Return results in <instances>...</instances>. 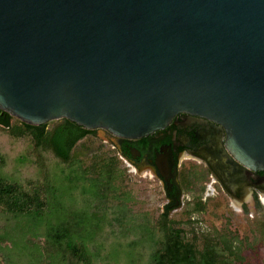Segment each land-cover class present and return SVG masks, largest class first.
Returning a JSON list of instances; mask_svg holds the SVG:
<instances>
[{"label":"water","instance_id":"water-1","mask_svg":"<svg viewBox=\"0 0 264 264\" xmlns=\"http://www.w3.org/2000/svg\"><path fill=\"white\" fill-rule=\"evenodd\" d=\"M4 112L125 138L201 115L264 170V0H0Z\"/></svg>","mask_w":264,"mask_h":264},{"label":"trees","instance_id":"trees-1","mask_svg":"<svg viewBox=\"0 0 264 264\" xmlns=\"http://www.w3.org/2000/svg\"><path fill=\"white\" fill-rule=\"evenodd\" d=\"M0 126L14 139H29L35 150L52 153L58 163L42 179L19 180L3 172L0 155V253L6 264H134L141 254L137 247L151 242L155 248L146 264H229L238 256L225 238L208 237L199 248L174 226L168 206L152 226L146 215L109 204L124 174L118 157L99 156L89 166L76 151L95 129L67 118L32 125L7 112ZM130 222L127 231L139 237L126 244L124 224Z\"/></svg>","mask_w":264,"mask_h":264},{"label":"rangeland","instance_id":"rangeland-1","mask_svg":"<svg viewBox=\"0 0 264 264\" xmlns=\"http://www.w3.org/2000/svg\"><path fill=\"white\" fill-rule=\"evenodd\" d=\"M76 151L78 158L89 166L100 159L99 156L118 157L124 174L117 180V198L113 197L109 204H124L134 214L146 215L153 221L151 225H155L167 204L165 189L159 179L132 171L117 151L97 136L85 137L78 143ZM0 155L5 158L3 172L19 180L28 177L42 179L46 168L53 170L58 164L52 153L35 150L29 139H14L1 126ZM186 166L188 168L190 164ZM211 182L212 178L207 175L185 185L186 204L173 210L169 216L174 220V226L184 229L187 239H196L199 248L208 237L217 241L223 238L233 241L238 256L231 257L229 264H264V203L255 200L240 206L221 187L217 184L212 186ZM196 201L204 202V207L198 209ZM130 224L132 222L124 224L126 234L123 240L126 244L139 237L134 231H127ZM151 243L137 247L141 254L134 264L148 262L149 254L155 248ZM0 264H6L1 253Z\"/></svg>","mask_w":264,"mask_h":264},{"label":"flooded vegetation","instance_id":"flooded-vegetation-1","mask_svg":"<svg viewBox=\"0 0 264 264\" xmlns=\"http://www.w3.org/2000/svg\"><path fill=\"white\" fill-rule=\"evenodd\" d=\"M89 135L109 144L132 171L159 179L165 189V209L168 206L170 213L186 204L185 185L207 175L212 186L217 184L239 205L255 200L264 203V170L244 168L240 172L237 165L232 167L236 161L226 156V128L208 117L181 112L166 127L140 138L119 137L99 129ZM215 160L223 163L224 169L216 168ZM230 176L234 186L227 184Z\"/></svg>","mask_w":264,"mask_h":264},{"label":"bare ground","instance_id":"bare-ground-1","mask_svg":"<svg viewBox=\"0 0 264 264\" xmlns=\"http://www.w3.org/2000/svg\"><path fill=\"white\" fill-rule=\"evenodd\" d=\"M214 164H215V165H218V167H220V169H223V168H221V167H224L223 163H221L219 160H215V161H214ZM239 171L241 172V171H243V169L239 168ZM226 175H227V174H226ZM233 186H234V184H233Z\"/></svg>","mask_w":264,"mask_h":264},{"label":"built area","instance_id":"built-area-1","mask_svg":"<svg viewBox=\"0 0 264 264\" xmlns=\"http://www.w3.org/2000/svg\"><path fill=\"white\" fill-rule=\"evenodd\" d=\"M128 166H130V168L132 169L131 165L127 164Z\"/></svg>","mask_w":264,"mask_h":264}]
</instances>
